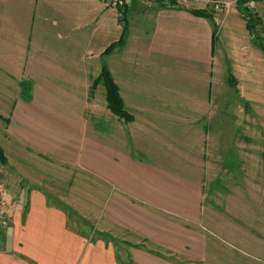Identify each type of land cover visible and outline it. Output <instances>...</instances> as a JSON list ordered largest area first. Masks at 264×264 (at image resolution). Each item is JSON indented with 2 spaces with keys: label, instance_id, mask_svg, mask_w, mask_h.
<instances>
[{
  "label": "crops",
  "instance_id": "crops-1",
  "mask_svg": "<svg viewBox=\"0 0 264 264\" xmlns=\"http://www.w3.org/2000/svg\"><path fill=\"white\" fill-rule=\"evenodd\" d=\"M127 1L130 34L103 55L122 34L120 7L0 0V121L14 141L48 159L60 181L54 194L27 176L1 180L0 264L214 261L210 235L198 229L202 184L214 145L241 126L227 112L262 101L264 52L238 7ZM258 6L264 13L263 0ZM201 9L207 15L194 12ZM103 64L130 120L107 107L104 84L93 94L101 104L90 97ZM92 208L97 223L88 228L81 222ZM240 251L264 259V250Z\"/></svg>",
  "mask_w": 264,
  "mask_h": 264
},
{
  "label": "rangeland",
  "instance_id": "rangeland-1",
  "mask_svg": "<svg viewBox=\"0 0 264 264\" xmlns=\"http://www.w3.org/2000/svg\"><path fill=\"white\" fill-rule=\"evenodd\" d=\"M103 1L108 7H122L128 3L127 0H122L118 4L112 0ZM195 3L200 2H194L190 5ZM232 7L240 8L244 20H247L249 14L261 19V25L258 27L260 31L259 41L264 45V13L259 10V6L258 10H248L247 13L243 11L244 8L239 6V0H237ZM119 13L122 25L120 31L123 32L124 27H127V31L121 34L120 39L113 43L114 45L116 43L123 44L131 30L128 25L130 21L128 20V13L126 12L125 15V12L121 10ZM131 17H133L132 12ZM225 32L228 35L223 43L229 41V32L227 29ZM236 34L238 36L235 42L238 46L245 45L246 41L240 35V31H237ZM224 36L225 34H222V39ZM261 85L263 87L260 89L259 98L262 97V101L260 100L257 104L244 101L243 106L248 112L238 110L227 112L228 118L239 121L238 123L243 127H237V131L234 129L232 136L223 135V139L226 138L225 144L217 142L214 145L216 156L210 159V169L203 180V220L198 225V229L202 235H210L209 244L211 248H215L214 261L210 264H261L264 261L263 258L255 254H248L245 251L264 250V78L259 86ZM93 96L101 104V96L98 94L90 95L91 98ZM232 106L230 107L233 108ZM109 116L108 113L104 112V118L107 119ZM0 117L5 120L4 117ZM246 117L248 118L245 123L244 118ZM247 123L249 124L248 131L245 128ZM3 124L0 121V148L6 163L0 162V180L15 183L19 179L23 182L27 176L40 181L48 190L57 186L55 184H60V181H54L50 175V161L35 154L26 145L14 141L11 136L7 135ZM227 129L230 128L227 127ZM26 154L28 157L22 158ZM30 155L33 157L31 158ZM55 170L61 173L65 172L64 167L59 164H56ZM50 191L54 194L57 193L55 190ZM85 214L81 225L87 224L88 228L92 227L93 224L96 225V219L92 218L95 214L94 208ZM207 218H209L210 224L207 222ZM73 223L75 226V222ZM228 248H231L232 251L227 254ZM220 257L225 260L220 259Z\"/></svg>",
  "mask_w": 264,
  "mask_h": 264
},
{
  "label": "trees",
  "instance_id": "trees-1",
  "mask_svg": "<svg viewBox=\"0 0 264 264\" xmlns=\"http://www.w3.org/2000/svg\"><path fill=\"white\" fill-rule=\"evenodd\" d=\"M239 6L244 8L243 11L248 13L247 8L244 6V0H239ZM120 10L122 12H125V15H126L127 6L123 5L122 7H120ZM194 12L197 14L207 15L206 12L202 9L201 10H194ZM247 17L245 16V18H247V20L246 19L245 20H246L247 28H248L250 34L255 38V43L262 50H264V45L261 44V42L259 41L260 31L258 30V27L261 25V19L257 16H250V14ZM126 31H127V27H124L122 33H126ZM113 46H114V44L112 43L103 52V55L108 54L112 50ZM101 83L104 84V86L106 88L107 107L113 113L117 114L121 118H124L125 120H130L131 116L125 110L124 101H123L122 96L120 95L119 87H118L117 83L114 81V79L111 75V72L109 71L108 67L105 64H103V68L101 70L100 75L98 77H96L95 79H93V81H92L91 88H90V93L92 95L94 94L95 90L97 89V86ZM0 162L6 163V160H5L4 154L1 151V148H0Z\"/></svg>",
  "mask_w": 264,
  "mask_h": 264
},
{
  "label": "built area",
  "instance_id": "built-area-1",
  "mask_svg": "<svg viewBox=\"0 0 264 264\" xmlns=\"http://www.w3.org/2000/svg\"><path fill=\"white\" fill-rule=\"evenodd\" d=\"M114 3L118 4L122 0H112ZM142 3L147 5L154 4H179V5H187L194 2H202L206 6H209L214 11H225L226 13L232 10V6L237 2V0H140ZM264 1V0H263ZM244 6L247 10L256 11L258 10V0H244ZM7 225V214L4 207V197H3V185L0 180V251L4 248L3 242V232Z\"/></svg>",
  "mask_w": 264,
  "mask_h": 264
}]
</instances>
